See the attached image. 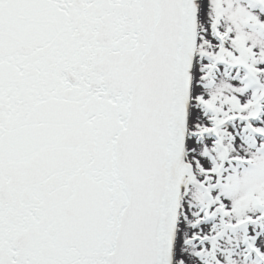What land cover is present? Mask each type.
<instances>
[{"label":"snow or ice","instance_id":"6c2138e0","mask_svg":"<svg viewBox=\"0 0 264 264\" xmlns=\"http://www.w3.org/2000/svg\"><path fill=\"white\" fill-rule=\"evenodd\" d=\"M0 264H264V0H0Z\"/></svg>","mask_w":264,"mask_h":264}]
</instances>
